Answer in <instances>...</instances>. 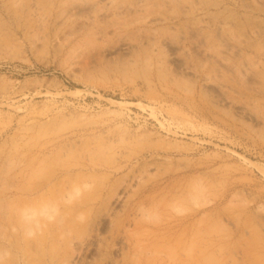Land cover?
I'll use <instances>...</instances> for the list:
<instances>
[{
	"label": "rangeland",
	"instance_id": "rangeland-1",
	"mask_svg": "<svg viewBox=\"0 0 264 264\" xmlns=\"http://www.w3.org/2000/svg\"><path fill=\"white\" fill-rule=\"evenodd\" d=\"M182 216L264 264V0H0V264H159Z\"/></svg>",
	"mask_w": 264,
	"mask_h": 264
},
{
	"label": "bare ground",
	"instance_id": "bare-ground-1",
	"mask_svg": "<svg viewBox=\"0 0 264 264\" xmlns=\"http://www.w3.org/2000/svg\"><path fill=\"white\" fill-rule=\"evenodd\" d=\"M183 181V180H182ZM181 181V182H182ZM174 184V183H173ZM181 184V183H180ZM184 185V184H183ZM182 185V186H183ZM168 186H170V185H168ZM172 186V185H171ZM180 186V185H179ZM178 186H176V188H177ZM161 189V188H160ZM181 189H182V187H181ZM156 190V189H155ZM172 190H174V189H172ZM178 190H180V189H178ZM153 191V190H152ZM166 191H167V189H166ZM186 191V190H185ZM155 192V191H154ZM153 192V193H154ZM160 191H158L157 192V194L159 193ZM169 193V192H168ZM180 193H182V196H183V194H184V192H180ZM143 194V193H142ZM149 193H147V195H148ZM150 194H151V192H150ZM149 194V195H150ZM163 194V193H162ZM166 194V193H165ZM160 195V197L162 196L161 194H159ZM167 195V194H166ZM176 195H177V193H176ZM176 195H174V196H176ZM190 195V194H189ZM191 195H193L192 193H191ZM144 197H145V195H143ZM152 196H153V198H152ZM169 196V195H168ZM182 196H180V197H182ZM199 196V195H198ZM143 198V197H142ZM149 198H152L151 200H152V202H158V203H160V202H162V204H168V202L170 201V202H173L172 204H174V201H173V198H172V200H170L167 196H163V197H161L160 199H157V196L156 195H151V196H147L143 201L144 202H146ZM188 198L190 199V197L188 196ZM192 198V197H191ZM196 198V197H195ZM140 199V198H139ZM175 199V198H174ZM183 200L184 199V197H182V198H180V199H178V196H177V199H176V201L177 200ZM150 200V199H149ZM185 200V199H184ZM140 201V200H139ZM191 201V200H190ZM193 201V200H192ZM142 202V201H141ZM149 202V201H148ZM137 203H140V202H137ZM150 203V202H149ZM157 203V204H158ZM176 203H178V202H176ZM175 203V204H176ZM181 203H182V201H181ZM183 203H186V202H183ZM145 204V203H144ZM156 204V205H157ZM188 204V203H187ZM187 204L186 205H184L185 207L187 206ZM190 204V203H189ZM140 205H141V203H140ZM143 205V204H142ZM159 205H161V204H159ZM193 205L194 204H192L190 207L191 208H193L194 209V207H193ZM138 206V205H137ZM146 206H148L147 204H146ZM145 206V207H146ZM149 206H150V204H149ZM167 206V205H166ZM173 207H174V205H172ZM144 207V208H145ZM164 207V206H163ZM180 207H182V206H180ZM184 207V208H185ZM141 208V207H140ZM148 208V207H147ZM157 208V207H156ZM165 208V207H164ZM167 208V207H166ZM165 208V209H166ZM177 208V207H176ZM187 208V207H186ZM185 208V209H186ZM191 208H188V209H190L191 210V212H192V210L193 209H191ZM170 209V208H169ZM182 209H183V207H182ZM181 209V210H182ZM196 209V208H195ZM160 210H161V208H160ZM178 210H180V208H178ZM184 210V209H183ZM182 210V211H183ZM162 211H166V210H162ZM187 211V210H186ZM172 212V211H171ZM190 212V213H191ZM202 212V211H201ZM166 213H167V215H168V212L166 211ZM165 213V214H166ZM170 213V212H169ZM197 213H198V209L197 210H193V212L191 213V218H194V217H196V215H197ZM171 214H174V213H171ZM175 215V214H174ZM184 215V214H183ZM187 215V214H186ZM201 216V215H200ZM168 217V216H167ZM173 217V216H172ZM175 217V216H174ZM126 218V217H125ZM180 218V217H179ZM182 218H183V216H182ZM180 219V224H181V226H182V229H181V232L180 233H178L177 235H175V236H172V239H173V241L175 242V247H176V249L174 250L173 248L174 247H170V249H169V252H168V259H161V257H160V259H154L155 260V263L156 262H158L159 261V264H201L202 262H201V260H202V258H203V261H204V258L205 257H203V253H202V251L205 249H203L202 251L199 249V247H198V245H197V242H196V239H195V237H191V238H189L190 237V235L192 234V233H189V232H191V231H189L188 230V226H187V220H188V217H185V218H183V219ZM190 218V219H191ZM201 219V218H200ZM200 219H199V221H200ZM128 220H129V218H128ZM165 220H166V218H165ZM172 220V219H171ZM197 220H198V218H197ZM202 220V219H201ZM133 221V220H132ZM170 221V220H169ZM177 221H179V220H177ZM192 221H194V220H192ZM137 222H139V221H137ZM174 222H176V220L174 221ZM195 222H196V220H195ZM194 222V223H195ZM201 223H202V221H200ZM199 222V223H200ZM123 223V222H122ZM121 223V225H123ZM136 222H134V224H135ZM197 223V222H196ZM195 223V224H196ZM200 223V224H201ZM131 224V223H130ZM129 224V225H130ZM137 224V223H136ZM140 224V223H139ZM169 224V223H168ZM171 224V223H170ZM199 224V225H200ZM125 225V224H124ZM138 225V224H137ZM136 225V226H137ZM197 225V224H196ZM198 225V226H199ZM197 226V227H198ZM141 227V226H140ZM192 227V226H191ZM121 228V227H120ZM123 228V227H122ZM196 228V227H195ZM194 228V229H195ZM136 229V228H135ZM193 229V230H194ZM129 230V229H128ZM124 231H125V228H124ZM171 231V230H170ZM195 231H197V230H195ZM127 232V231H126ZM129 232H133V231H129ZM172 232H173V230H172ZM198 233V232H197ZM201 233H202V230H201ZM190 234V235H189ZM198 234H200V233H198ZM197 234V235H198ZM203 234V233H202ZM171 235H173V234H170L169 236L171 237ZM196 235V236H197ZM204 235V234H203ZM171 239V240H172ZM198 239H199V237H198ZM203 239V238H202ZM201 239V240H202ZM137 240V239H136ZM201 240H199V243H200V241ZM205 240V239H204ZM139 241V240H138ZM208 241H211V240H208ZM135 242V241H134ZM140 243V242H139ZM159 242H157V244H158ZM198 243V244H199ZM211 243V242H210ZM136 244V243H135ZM138 244V243H137ZM143 244V243H142ZM146 244V243H145ZM155 243H153V245H154ZM189 244H192L191 246L189 245ZM139 245V244H138ZM152 245V244H151ZM152 245V246H153ZM168 245H170L169 243H168ZM190 247H189V246ZM213 245V244H212ZM240 245V244H239ZM155 246V245H154ZM154 246H153V248H154ZM156 246H158V245H156ZM156 246H155V248H156ZM166 246H167V244H166ZM188 246V247H187ZM141 247V246H140ZM151 247V246H150ZM205 247V246H204ZM137 248V247H136ZM139 248V247H138ZM152 248V247H151ZM154 248V249H155ZM162 248H165V247H162ZM158 249H160L159 247H158ZM165 249H167V247L165 248ZM142 250V249H141ZM143 250H145V249H143ZM157 250V249H156ZM207 250V249H206ZM147 251V250H146ZM153 251V253L155 252L154 250H152ZM209 252V251H208ZM251 252H252V249H251ZM140 254H142L141 252H139ZM150 253V252H149ZM167 253V252H166ZM246 253V252H245ZM249 253V252H248ZM253 253V252H252ZM147 254H148V252H147ZM158 254H161V253H159L158 252ZM247 254V253H246ZM250 254V253H249ZM165 255V254H164ZM210 255V254H209ZM148 256V255H147ZM165 256H167V254L165 255ZM206 256H208V254L206 255ZM208 258V257H207ZM206 258V260H208ZM248 258V257H247ZM143 259H145V258H143ZM152 260V259H151ZM206 260L204 261V262H206ZM147 261V260H146ZM149 261V260H148ZM147 261V262H148ZM143 262H145L144 260H143ZM154 262V261H153ZM151 263V262H150ZM206 263H208V261L206 262ZM148 264V263H147ZM151 264H154V263H151ZM158 264V263H157ZM209 264V263H208Z\"/></svg>",
	"mask_w": 264,
	"mask_h": 264
}]
</instances>
